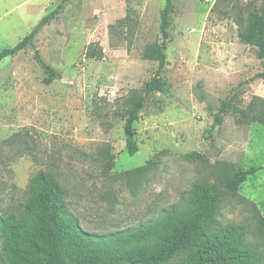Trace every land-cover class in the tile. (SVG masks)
<instances>
[{
	"label": "rangeland",
	"instance_id": "374dc122",
	"mask_svg": "<svg viewBox=\"0 0 264 264\" xmlns=\"http://www.w3.org/2000/svg\"><path fill=\"white\" fill-rule=\"evenodd\" d=\"M59 0H0V50L14 46ZM161 72L167 90L145 100L134 123L138 151L127 153L123 112L144 93L156 61L145 47L160 41L165 0H71L34 40L60 73L52 81L26 48L0 62V216L24 212L39 171L59 182L67 210L85 231L110 234L199 195V187L251 165L261 167L217 202L219 223H243L264 264V127L242 112L264 98L254 46L242 43L264 0H173ZM231 99L211 136L205 131ZM146 163V169L135 170ZM255 203L258 211L252 203ZM1 251V239H0ZM194 251L183 246L157 264ZM0 264H7L1 258Z\"/></svg>",
	"mask_w": 264,
	"mask_h": 264
},
{
	"label": "trees",
	"instance_id": "16d2710c",
	"mask_svg": "<svg viewBox=\"0 0 264 264\" xmlns=\"http://www.w3.org/2000/svg\"><path fill=\"white\" fill-rule=\"evenodd\" d=\"M71 0H59L55 6L32 27L30 32L14 46L0 50V62L26 49H34V59L46 74V80L60 77L59 71L44 60L35 48L34 40L40 30L50 23ZM174 12L173 0H165L160 17V41L147 45L143 58L156 61L154 75L145 82L144 93L129 101L123 112L127 153L138 151L134 123L140 118L147 96L167 90L161 72L167 64L166 47ZM242 43L256 47L262 69L249 78V82L264 81V10L252 12L243 30L238 32ZM225 98L205 131L210 137L221 124L231 106ZM242 112L248 123L257 122L264 127V98L253 95ZM149 167V163L135 169ZM261 167L251 165L225 175L219 186L199 187V195L170 205L158 216L137 226L127 227L110 234L85 231L67 210L63 191L56 177L39 171L30 179L29 198L23 213L0 216L1 258L7 264H157L183 246L194 251L174 264H256L261 258L258 245L248 240L243 223L217 221L220 189L236 193L239 185ZM256 210L257 206L252 203ZM259 212V211H258ZM258 227L264 230V219L259 214Z\"/></svg>",
	"mask_w": 264,
	"mask_h": 264
}]
</instances>
